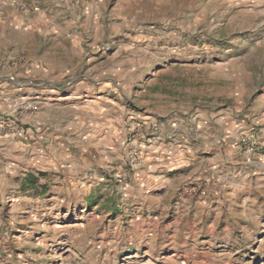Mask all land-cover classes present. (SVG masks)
<instances>
[{"label":"rangeland","instance_id":"374dc122","mask_svg":"<svg viewBox=\"0 0 264 264\" xmlns=\"http://www.w3.org/2000/svg\"><path fill=\"white\" fill-rule=\"evenodd\" d=\"M12 1L0 264H264V126L219 123L264 109V0ZM156 140L171 157L135 185Z\"/></svg>","mask_w":264,"mask_h":264},{"label":"crops","instance_id":"0c3cea01","mask_svg":"<svg viewBox=\"0 0 264 264\" xmlns=\"http://www.w3.org/2000/svg\"><path fill=\"white\" fill-rule=\"evenodd\" d=\"M52 69H53V64L48 63L47 60L44 61V60L40 59L36 64V69L34 70V73H36V75L37 74L43 75L44 73H49V71H52ZM16 72H21V70H15L12 73L15 75ZM8 95H9L8 93L3 94L2 91H0V101L5 99V98L8 99V97H7ZM260 100L264 101V96H262V98ZM249 115H253L255 118L250 120ZM219 121H220L219 123L224 128L232 131L233 136L235 137V140H236V139H239L242 135L248 134L249 131H251V129L257 130L256 127L253 128V124H254V126H258V125L264 126V109L259 110L254 114L250 112L249 114L245 115L244 119H241V120L240 119L235 120V118H232L229 115H227L226 118H221ZM247 122H248V124H247ZM143 123H145V125H146L144 127V129L146 131L147 130L150 131V126L154 125V123L150 120H147L146 122H143ZM159 126L160 125L155 124L153 127L154 129L152 131V134L155 136H158V137L163 136V129ZM263 131H264V129H263ZM255 135H256V141L258 142V144L263 146V143L261 142L262 133L259 132V133H256ZM211 136L217 137V131H215L214 133L211 132ZM210 139L211 138H209L208 140H210ZM157 141L158 140H156L155 142H152L151 144L147 145L144 150H141V160L139 161V164H138L139 170H136L133 173L134 180L132 183H134L135 185H137V182L143 181L144 180L143 177L145 179L148 178V179H146L147 184H148L150 172L152 170H154L153 167L156 168V166L158 165L157 164L155 166H153V165L151 166V162L158 161L161 163L162 161L164 162L165 160L168 161L170 159L171 153H172V151L171 152L169 151V150H171L170 146L166 147L168 149L167 150L164 146L163 147L160 145L157 146ZM217 142H218V139L216 138L214 142H211V144H215ZM98 145L100 146V149L105 150V151H102V153L104 154L103 156H105L106 161H108L111 157H108L109 155H108V151L106 150V148H104V149L102 148L103 145H105V143L102 141ZM104 147H106V146H104ZM100 149H98V150H100ZM173 152L179 153V155H181L180 146H178V148L174 149ZM179 155H177V156H179ZM162 164H164V163H162ZM169 165H170V163H168L167 166H169ZM164 166H165V164H164ZM163 168H162L163 170H166L167 172H171L173 169H176L177 166L175 164L174 165L172 164V168H170V167H168V168L163 167ZM143 175H146V176H143ZM141 176H143V177H141ZM140 178H142L143 180Z\"/></svg>","mask_w":264,"mask_h":264},{"label":"built area","instance_id":"2783aa9c","mask_svg":"<svg viewBox=\"0 0 264 264\" xmlns=\"http://www.w3.org/2000/svg\"><path fill=\"white\" fill-rule=\"evenodd\" d=\"M11 4L14 5V6H16L21 11H24L26 9V6L25 5H23V4L15 1V0H13ZM138 157H139L138 152L137 151H133L132 154L130 155V166L131 167H134L135 162L137 161ZM125 179H126L125 175H122L119 178L118 183L123 184L125 182Z\"/></svg>","mask_w":264,"mask_h":264}]
</instances>
